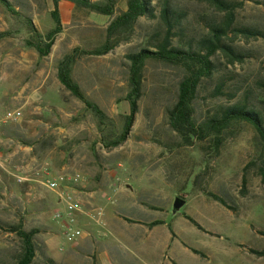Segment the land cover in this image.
<instances>
[{"label":"rangeland","instance_id":"1","mask_svg":"<svg viewBox=\"0 0 264 264\" xmlns=\"http://www.w3.org/2000/svg\"><path fill=\"white\" fill-rule=\"evenodd\" d=\"M7 1L31 19L41 35L53 28L51 0ZM225 1L241 4L234 11L233 25L223 43L242 61L231 64L219 52L211 57L216 71L201 83L193 103L197 123L239 102L264 116V105L259 101L264 83V0ZM150 2L154 19H138L128 41L107 55L84 56L72 68L73 80L110 119L112 126L105 133L116 135L122 125L121 116L128 113L124 98L129 64L125 56L143 48L153 50L161 42L165 26L160 13L165 4L177 22L172 45L187 50L201 49L207 28L221 24L224 17L196 0ZM58 9L62 32L56 36L49 55L37 60L34 50L24 48L29 34L22 21L0 6V36H4L0 37V80L11 64L16 87L6 89L0 85V111L22 112L17 122L7 124L0 133V264H16L18 260L20 241L11 232L18 225L25 231H37L34 264H264V185L254 167L245 169L257 157L252 128L246 124L234 127L225 136L218 155L203 151L199 143L183 146L169 126L167 113L176 102L184 72L149 61L128 138L117 148L105 149L94 117L59 85L56 68L74 48H98L108 25L125 11V2L119 1L112 17L78 9L65 1ZM236 28L262 35L247 39L234 35L232 30ZM9 52L15 58L10 62L5 56ZM22 52L25 57L18 58ZM18 60L28 66L25 73L17 66ZM43 80L47 82L50 103L22 98L17 84L31 81V85H37ZM218 87L220 94L216 95ZM59 101L74 116V154H78L79 163L85 164V183L80 176L76 185L66 189L79 208L74 225L84 235L77 242L66 240V221L54 218L55 212L63 210V204L44 186L59 172L46 165L49 162L43 157L47 153L40 151L52 148L54 128L47 129L41 138L43 131L37 121L43 120L47 127L53 125L51 113L61 121L54 109ZM45 116L47 119H42ZM209 193L231 209L211 199ZM176 199L185 203L173 214ZM156 220L164 225L147 227Z\"/></svg>","mask_w":264,"mask_h":264},{"label":"trees","instance_id":"2","mask_svg":"<svg viewBox=\"0 0 264 264\" xmlns=\"http://www.w3.org/2000/svg\"><path fill=\"white\" fill-rule=\"evenodd\" d=\"M65 1L73 4L78 9H83L104 17H112L115 8L120 0H101L90 2L89 0H51L52 11L50 18L53 22V28L46 34L41 35L31 19L21 15L7 0H0V6L13 18H18L24 24V28L29 34L24 40V48L34 50L39 60L46 58L54 44L55 38L62 32V25L59 15V3ZM205 3L214 8L217 12L223 13V21L218 25H210L207 29L206 38L200 41L201 49L198 51L192 49H183L172 45L174 34L172 31L176 25L173 14L167 4L161 10V21L165 26V34L161 42L155 49H140L136 53L125 56L128 62L127 75V93L124 101L128 106V113L121 116L122 125L116 135L105 133V130L112 126L110 119L106 114L82 91L80 86L72 78V68L76 62L84 56H104L111 52L120 43L129 40L133 33L134 25L140 18L154 19V8L150 0H124L126 9L117 16L106 28L103 43L93 50H83L74 48L64 56L57 64L56 77L58 83L74 99L83 104L85 110L90 112L95 119L97 131L101 137L105 149L117 148L126 142L130 129L138 113V104L142 98L143 73L146 63L149 61L162 63L164 65L180 68L184 72V77L177 87L176 102L168 111V122L171 130L181 139L185 147H191L195 143L202 146L203 151L210 152L212 155H218L225 136L232 131L234 127L246 124L252 128L256 135L257 157L251 161L245 169L254 167L264 185V116L262 112L255 108H250L246 103L239 102L233 106L227 107L222 112L204 120L200 123L194 118L193 103L196 99L197 91L201 83L213 77L216 66L211 59L217 52L221 53L229 63L241 62L242 58L229 45L223 43L225 37L230 33L234 22V11L241 5H234L225 0H196ZM236 35H242L249 38L261 37V33L246 29L236 28L232 30ZM4 37V36H0ZM261 104L264 105V83L261 85ZM220 94V87L215 91ZM214 201L228 207L225 202L213 194H207ZM195 228H201L189 217H185ZM162 221H152L147 224L148 228L163 225ZM168 230L173 236L170 225ZM20 241V255L16 264H34L36 257V248L34 238L36 230L25 231L18 225L11 229ZM198 254L196 251H192ZM262 255L261 253H256Z\"/></svg>","mask_w":264,"mask_h":264},{"label":"crops","instance_id":"3","mask_svg":"<svg viewBox=\"0 0 264 264\" xmlns=\"http://www.w3.org/2000/svg\"><path fill=\"white\" fill-rule=\"evenodd\" d=\"M32 52L29 54L31 55ZM26 53L22 52L21 56H19L18 58L21 57H25ZM8 59V62H10L11 60H14L15 58L12 57V54L9 52L5 55ZM37 60H39L37 58ZM18 62H20L19 64H17V66L19 68H22V72L21 73H25L27 71L28 66L26 65L25 61L22 60H18ZM23 63V64H22ZM11 64L8 66L7 69H4L3 71L5 73H3V77L0 80V85L6 89H14L15 87V83H12L14 81L13 78H11L12 75V71L13 69L11 68ZM34 74H36V72H34ZM31 81H28L22 85L17 84L18 88H20V94H23V99H25L27 102H33V101H39V102H46V103H50L48 97H50L49 94V90L47 85L46 80H43L40 85L39 83L37 85H31L30 84ZM60 85V84H59ZM61 86V85H60ZM30 90V91H28ZM27 91V92H26ZM5 95V94H2ZM3 96H0V99ZM59 104L57 106L54 107V109L56 110V115L59 116V119H62L61 121H58L56 116H53L54 113H51L50 117L53 118L52 124H49V127H47V123L44 122L43 120H38V128L42 134L40 135V137L42 138V135L46 134L47 129L49 128H54L51 131V134H49V136L51 138H55V142L52 143V148L49 150H40L41 152L44 151V153H47V155L43 158H45V162H49L46 163L47 166L50 167V169H55L56 171L59 172V174H65V173H69L71 172V175H79L82 177V182L85 183V164H81L79 163L80 160H78L79 156L78 154H74V137H75V126H74V122H73V114L71 113H67L65 110V103L59 101ZM46 118L42 117V119H47V116H45ZM5 126H0V133L2 132L3 128ZM9 138V137H7ZM0 141L1 138H0ZM10 141V140H8ZM73 141V144H72ZM3 142V141H2ZM55 145V146H54ZM47 157V158H46ZM81 179V178H80ZM164 225V224H163Z\"/></svg>","mask_w":264,"mask_h":264},{"label":"built area","instance_id":"4","mask_svg":"<svg viewBox=\"0 0 264 264\" xmlns=\"http://www.w3.org/2000/svg\"><path fill=\"white\" fill-rule=\"evenodd\" d=\"M22 116L21 109H7L0 111V126H6L9 123L17 122ZM79 175L59 174L52 180L46 181L44 186L51 192L56 193L60 203L63 204V210L57 211L54 218L66 221L65 238L69 242H77L84 233L75 227V216L79 213L78 204L73 200L71 194L66 190L69 185H76L79 182ZM101 214L98 213V217Z\"/></svg>","mask_w":264,"mask_h":264},{"label":"water","instance_id":"5","mask_svg":"<svg viewBox=\"0 0 264 264\" xmlns=\"http://www.w3.org/2000/svg\"><path fill=\"white\" fill-rule=\"evenodd\" d=\"M184 201L181 199H176L173 203V207H172V213H178L180 211V209L184 206Z\"/></svg>","mask_w":264,"mask_h":264}]
</instances>
